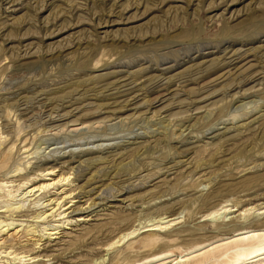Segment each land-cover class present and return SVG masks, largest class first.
<instances>
[{
	"label": "rangeland",
	"instance_id": "obj_1",
	"mask_svg": "<svg viewBox=\"0 0 264 264\" xmlns=\"http://www.w3.org/2000/svg\"><path fill=\"white\" fill-rule=\"evenodd\" d=\"M62 172L91 219L1 264H235L264 213L207 214L264 206V0H0V211Z\"/></svg>",
	"mask_w": 264,
	"mask_h": 264
},
{
	"label": "bare ground",
	"instance_id": "obj_2",
	"mask_svg": "<svg viewBox=\"0 0 264 264\" xmlns=\"http://www.w3.org/2000/svg\"><path fill=\"white\" fill-rule=\"evenodd\" d=\"M21 170H23V167L17 166L16 171L19 172ZM53 171H54L53 167H38V171L36 173H38V175H41L44 172H46L44 175H51L52 173H54ZM70 177H71L70 172H62L58 174L57 178L54 179L48 178L50 179V181H44L36 185H31L28 188H26V190L21 191L20 190L21 185H25V183L27 182L25 181L26 178L24 175V177L22 178L25 179L20 181V185L16 189V191L13 192L12 190H8V195H10L12 199L13 198L16 199L19 196L21 197L20 199H18L13 203L6 204L5 206L6 209L0 211V213L10 212L8 216L5 217L0 216V254L4 252L6 253L8 252L7 255H3L2 257L5 256L8 257L14 254V259L16 260L17 258L19 259L28 258L27 260L34 259L33 261H31V263L39 262L42 260V258H38L36 260V258L40 256L39 253L37 255L34 254V256L32 254H26V253L34 251L35 248H40L42 245L45 244L44 241L46 239H50L52 241V239L60 238L62 236L61 234L63 233V229L67 227V225L72 224L74 220L85 221L91 219L89 217L85 219V217L81 215V213H85V211H87L85 208H83V206L74 207L73 209H71L73 206V204H71L72 201H77L75 198L80 197V194L75 193L74 195L73 190L65 191L63 196L54 197V198L50 197V199L43 200L42 195L47 188H49L52 185L60 184V183L61 185H68L69 182L66 181H68ZM13 181L15 180L6 181L0 178V194L1 191L5 189V187L11 186L8 184ZM81 193L83 194L85 192H81ZM28 198L29 199L32 198L30 199L32 200L30 203L41 202L40 206H42L40 208L41 210L35 213L31 219L25 218V216H27L25 212L28 210V208H26V203L27 201H29ZM50 205L53 206L44 210V208ZM100 205L101 204L97 202L94 203V206L96 207L93 208L92 205H90L87 208H90L89 211H94L96 210L97 207H100ZM234 206H236V204ZM251 210H253V213L251 214H255V215L257 211H260L259 213H257V216L258 215L260 216L261 214L264 213V206L260 205V206H252L244 209H237V208L232 209L229 208L228 205H225L221 209L212 211L207 215L209 216L216 215L220 217V215L223 214H225V216H228V214H233L237 212V214L233 216V222L237 223L234 228L236 230L238 227H241L240 229H244L245 226H247L251 222V221L242 220L248 217L250 212H252ZM165 218L168 219L162 222V220H164ZM178 218H179L178 216L165 217L160 215L159 220L157 222H154L156 220V217L150 219L148 222H144V223L142 222L144 225L142 226L140 225L130 232L121 234L119 236V239L117 240L115 239V241L109 244L108 247L105 248V250H107L108 252L111 249V247L115 245L117 242L119 241L121 242L122 240L125 241V239L129 238L131 235L134 234L138 235L143 232L151 231L154 234L153 236L155 235L157 236L156 232L159 233L163 231V229L166 227V225L165 226L163 225L164 223H168L169 225L173 221H177ZM241 239H242L241 242L246 244L247 247L238 253L237 258L235 260V264H264V232L256 233V231L255 232L249 231ZM42 249H46V248L43 247ZM184 256L182 254L178 256L174 264H189V262H187V259H183ZM104 260L106 259L103 258V261ZM4 264H12V263L10 262V260H7V263Z\"/></svg>",
	"mask_w": 264,
	"mask_h": 264
}]
</instances>
